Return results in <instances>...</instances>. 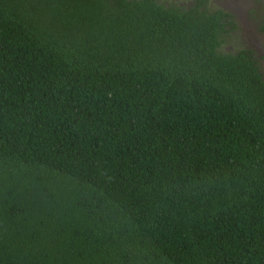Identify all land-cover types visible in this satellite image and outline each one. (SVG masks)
Instances as JSON below:
<instances>
[{
  "label": "trees",
  "instance_id": "obj_1",
  "mask_svg": "<svg viewBox=\"0 0 264 264\" xmlns=\"http://www.w3.org/2000/svg\"><path fill=\"white\" fill-rule=\"evenodd\" d=\"M206 0H0V264H264V78Z\"/></svg>",
  "mask_w": 264,
  "mask_h": 264
},
{
  "label": "rangeland",
  "instance_id": "obj_2",
  "mask_svg": "<svg viewBox=\"0 0 264 264\" xmlns=\"http://www.w3.org/2000/svg\"><path fill=\"white\" fill-rule=\"evenodd\" d=\"M188 7L194 0H158ZM209 11L223 10L233 17L235 28L219 48L221 53L249 49L257 57L264 78V0H206Z\"/></svg>",
  "mask_w": 264,
  "mask_h": 264
}]
</instances>
